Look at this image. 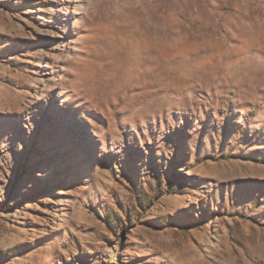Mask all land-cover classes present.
<instances>
[{"label":"rangeland","instance_id":"1","mask_svg":"<svg viewBox=\"0 0 264 264\" xmlns=\"http://www.w3.org/2000/svg\"><path fill=\"white\" fill-rule=\"evenodd\" d=\"M0 264H264V0H0Z\"/></svg>","mask_w":264,"mask_h":264}]
</instances>
